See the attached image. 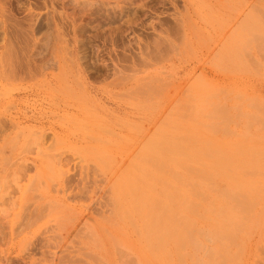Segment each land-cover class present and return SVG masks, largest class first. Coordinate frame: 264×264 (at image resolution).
<instances>
[{
  "label": "rangeland",
  "instance_id": "1",
  "mask_svg": "<svg viewBox=\"0 0 264 264\" xmlns=\"http://www.w3.org/2000/svg\"><path fill=\"white\" fill-rule=\"evenodd\" d=\"M0 264H264V0H0Z\"/></svg>",
  "mask_w": 264,
  "mask_h": 264
}]
</instances>
